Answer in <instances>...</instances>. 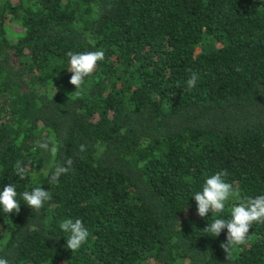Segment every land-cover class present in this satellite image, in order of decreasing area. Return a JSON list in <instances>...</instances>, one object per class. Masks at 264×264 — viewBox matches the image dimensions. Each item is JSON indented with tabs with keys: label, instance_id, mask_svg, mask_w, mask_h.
<instances>
[{
	"label": "trees",
	"instance_id": "16d2710c",
	"mask_svg": "<svg viewBox=\"0 0 264 264\" xmlns=\"http://www.w3.org/2000/svg\"><path fill=\"white\" fill-rule=\"evenodd\" d=\"M96 50L76 90L67 53ZM224 170L237 198L202 218L194 194ZM10 183V264H264V223L229 258L227 229L203 230L264 195V0H0V191ZM35 187L52 197L39 211L19 195ZM77 218L90 235L72 252L60 224Z\"/></svg>",
	"mask_w": 264,
	"mask_h": 264
},
{
	"label": "clouds",
	"instance_id": "9594fccd",
	"mask_svg": "<svg viewBox=\"0 0 264 264\" xmlns=\"http://www.w3.org/2000/svg\"><path fill=\"white\" fill-rule=\"evenodd\" d=\"M69 59V70L72 75L70 83L75 86L76 90L80 89L85 83V78L92 75L97 68L99 62L105 58L103 50L86 51L83 53H67ZM236 71H241L236 68ZM199 76L196 72H190V78L186 81L189 90L195 88ZM179 83L177 87H179ZM39 148L50 151L55 154L57 148L55 145H49L48 141L41 142ZM86 150V145H80V151ZM73 161L66 160L65 165H55L54 171L51 174L50 180L57 181L59 176L66 174L71 168ZM16 176L23 180L27 175V166L21 161L15 164ZM227 175V170L218 171L214 175L206 179L202 192H196L194 198L197 204V213L200 217H205L209 212L222 213L226 203L237 198V192L233 185L226 182L224 177ZM17 190L14 183L4 186L0 191V207L5 213H19L20 203L17 200ZM19 195L22 196L25 204L33 211H39L44 207V204L51 200L50 191L43 187H35L31 191H24ZM264 223V195L253 197H244L234 205L231 209L230 219L217 218L213 222L208 223L203 230L211 234L212 237H219L224 229H227L226 242L221 243V248L227 253V257L231 256L233 249H238L240 246L246 245L247 237L253 223ZM60 228L63 232L69 233L66 241V247L72 252L78 251L89 238V230L84 226L80 219H65ZM0 264H10L7 258L0 257Z\"/></svg>",
	"mask_w": 264,
	"mask_h": 264
},
{
	"label": "rangeland",
	"instance_id": "374dc122",
	"mask_svg": "<svg viewBox=\"0 0 264 264\" xmlns=\"http://www.w3.org/2000/svg\"><path fill=\"white\" fill-rule=\"evenodd\" d=\"M12 30V33H14V34H19V33H21L22 31H21V29L19 28V27H17V26H14V27H12L11 28ZM14 36V35H13Z\"/></svg>",
	"mask_w": 264,
	"mask_h": 264
}]
</instances>
